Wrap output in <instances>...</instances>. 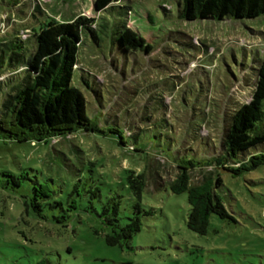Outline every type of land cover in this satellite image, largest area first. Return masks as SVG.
<instances>
[{
    "label": "rangeland",
    "instance_id": "1",
    "mask_svg": "<svg viewBox=\"0 0 264 264\" xmlns=\"http://www.w3.org/2000/svg\"><path fill=\"white\" fill-rule=\"evenodd\" d=\"M94 1L0 0V39L15 30L26 37L45 15L96 18ZM125 3L130 15L123 8L104 13L99 46L88 42L81 51L80 75L92 80L96 95L78 83L97 127L122 129L140 141L121 146L116 135L99 131L46 144L0 138V264H37L43 257L52 264H264V163L238 174L217 164L192 170L193 180L218 173L215 192L230 216L211 213L205 234L187 226V193L156 187L153 178L141 200L150 213L139 215L140 230L121 246L106 243L108 229L94 211L80 206L55 222L56 208L44 209L41 217L25 209L29 179L53 176L67 184L79 173L75 168L94 160L106 184L122 194L125 223L133 215L125 169L139 172L150 159V168L168 183L178 171V153L217 159L232 115L251 97L264 49V15L186 20L182 0ZM248 153H264V142ZM10 174L26 178L14 185Z\"/></svg>",
    "mask_w": 264,
    "mask_h": 264
},
{
    "label": "trees",
    "instance_id": "2",
    "mask_svg": "<svg viewBox=\"0 0 264 264\" xmlns=\"http://www.w3.org/2000/svg\"><path fill=\"white\" fill-rule=\"evenodd\" d=\"M125 1L128 0H95L96 18L79 15L72 20L61 21L45 15L42 19L37 18L26 37L15 30V34L0 39V138L46 144L53 139L73 137L82 131H99L105 135H116V142L121 146H126L133 139L132 143L138 144L140 139L125 137L122 129L97 127L86 114V97L78 83L80 79L82 85L94 91L92 80L87 75H80L81 51L88 42L99 46L98 30L107 26L104 13L107 15L110 10L123 8V13L130 15L131 9ZM15 3L19 4V1ZM260 15H264V0H182L180 11V16L186 20L242 19ZM32 16L36 17L35 14ZM121 25L127 28L128 17ZM262 54L257 59L251 97L232 115L217 159L199 160L191 153H178L175 156L179 161L178 171L168 183L161 181L159 172L150 168V159L145 160L139 172L125 169L126 185L133 197V215L126 217L127 222L120 221L122 194L106 184L101 171H96L100 165L94 160H87L82 169L75 168L79 173H75L67 184L53 176L29 179L32 185L28 199L23 200L25 209H31L34 215L41 217L45 216L44 209L56 208L59 214L54 216L55 222H60V217L65 220L70 215L66 212L75 211L80 206L88 212L94 211L108 229L106 243L121 246L140 230L139 215L150 213L144 209L141 200L143 190L149 188L153 178L156 187L167 184L173 193H187V226L197 234H205L211 213L221 218L230 216L215 192V187L220 185L218 173L207 172L193 180L192 170L217 164L238 174L264 163V153L246 155L250 148L264 142V49ZM232 164L236 167L232 168ZM84 172L90 173L86 179ZM10 176L14 185H21L26 178L24 174ZM60 192L64 193L61 195L63 200ZM63 201L66 202L65 208ZM60 209L64 213L61 216ZM37 264L52 263L43 257Z\"/></svg>",
    "mask_w": 264,
    "mask_h": 264
},
{
    "label": "water",
    "instance_id": "3",
    "mask_svg": "<svg viewBox=\"0 0 264 264\" xmlns=\"http://www.w3.org/2000/svg\"><path fill=\"white\" fill-rule=\"evenodd\" d=\"M225 171H228L227 169L223 168Z\"/></svg>",
    "mask_w": 264,
    "mask_h": 264
}]
</instances>
